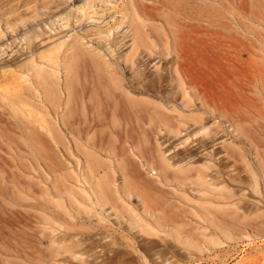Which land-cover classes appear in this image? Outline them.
<instances>
[{"label": "rangeland", "instance_id": "1", "mask_svg": "<svg viewBox=\"0 0 264 264\" xmlns=\"http://www.w3.org/2000/svg\"><path fill=\"white\" fill-rule=\"evenodd\" d=\"M0 264H264V0H0Z\"/></svg>", "mask_w": 264, "mask_h": 264}, {"label": "bare ground", "instance_id": "2", "mask_svg": "<svg viewBox=\"0 0 264 264\" xmlns=\"http://www.w3.org/2000/svg\"><path fill=\"white\" fill-rule=\"evenodd\" d=\"M141 20L143 22L145 19L142 18V14L139 12V10L134 8L130 16L129 25L131 26V30L133 31V36L136 39L144 36L142 29H141V23H140ZM95 50H90V49L86 50L84 47H82L79 44L73 45L71 48V53L66 54L65 56L66 57V62H65L66 68L70 70L72 66H74L79 61V59L87 58V56H89L90 59L93 60V62L95 63L96 67L97 68L99 67L98 70L102 78L104 79V81H106V83L112 89H115V91L119 92L122 95L131 96L132 93L127 88V85L122 80V77L119 75V73L113 72L112 70H110L106 65L108 61L102 56L103 54L97 49ZM60 58L61 56L59 53V49L55 48L47 52V54L42 56V59L45 60L42 63L44 65L37 64V65L32 66L31 69L33 70V75L36 76L38 82L40 83V86H42L43 88H46V89L52 88L51 83H50L51 75H50L48 67L51 66L52 64H58L60 62ZM130 103L133 105V107H137L138 108L137 110L139 111L145 110V106L143 105V102L141 99L136 100V99H133L132 97V101H130ZM153 110L163 113V110L157 103ZM194 119L198 123L203 122L202 116H200V114L195 115ZM169 121L170 120L168 118L162 117L160 121L155 124L158 126L160 124H167ZM163 161L165 162L166 165H168L167 159L165 157H163ZM201 177L202 175H200L199 179Z\"/></svg>", "mask_w": 264, "mask_h": 264}]
</instances>
